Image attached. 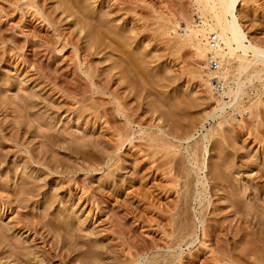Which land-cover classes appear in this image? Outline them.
Segmentation results:
<instances>
[{"label":"rangeland","instance_id":"1","mask_svg":"<svg viewBox=\"0 0 264 264\" xmlns=\"http://www.w3.org/2000/svg\"><path fill=\"white\" fill-rule=\"evenodd\" d=\"M237 7L248 39L264 46V0ZM200 21L193 0H0L2 225L37 215L46 233L61 212L76 215L81 240L102 246V264H264V75L251 83L246 74L239 104L217 111L220 78L184 36L187 23ZM102 28L115 30L124 53L102 47ZM108 76L114 94L102 91ZM47 131L59 144L75 142L78 154L54 160L77 173L31 166L32 154L53 159L44 151ZM22 190L32 199L18 205ZM27 228L18 236L25 246L37 238Z\"/></svg>","mask_w":264,"mask_h":264},{"label":"bare ground","instance_id":"2","mask_svg":"<svg viewBox=\"0 0 264 264\" xmlns=\"http://www.w3.org/2000/svg\"><path fill=\"white\" fill-rule=\"evenodd\" d=\"M241 0H193L194 4L197 6V8L199 9L200 15H201V21L199 23H187V26L185 28V40H187L186 42L192 45V47L194 48V51L196 52V57H200V58H205L209 63L211 62L210 66L211 68H213L212 66V61L216 60L217 65L215 68H213L214 70L212 71V73L209 76H216L219 79L220 85L222 86L221 88V99L216 100L217 97H214L216 102L218 103V107L216 108L217 111L219 112H223L226 111L225 109L228 107L232 108L235 107L236 105L239 104V100H240V96L242 94H245V90H244V82L247 80V82L251 81L252 83V79L254 80V78H261L264 75V46H262V44L260 45V43H254V41L249 40V36H247L248 34H246V32L244 31V29L242 28V24L239 20L240 16H238V2ZM89 11V10H88ZM91 12V11H90ZM240 15V13H239ZM98 19V18H97ZM101 19V18H100ZM97 22V21H96ZM108 19H104L102 18V27L107 26L108 23ZM86 23V22H85ZM115 23V22H114ZM89 24V23H88ZM106 24V25H105ZM83 25V24H82ZM110 25V23H109ZM84 26V25H83ZM100 26V25H99ZM106 28V27H105ZM90 29V28H89ZM99 29V28H98ZM111 29V28H110ZM108 29H101V35H102V47L104 46L105 48L108 47L110 48L112 51L117 52L118 51L120 53H124V51L121 52L120 49V41L117 40L118 38V34L115 33V30L111 31ZM115 29V28H114ZM91 30V29H90ZM88 31V30H87ZM98 31V30H97ZM184 31V30H183ZM100 32V31H99ZM98 32V34L100 35V33ZM124 32V31H123ZM130 33V32H129ZM216 35V41L215 44L213 45L210 41V37L212 34ZM94 34V33H93ZM120 37V36H119ZM128 37V36H127ZM86 38V37H85ZM101 38V37H100ZM127 39V38H126ZM118 41V42H117ZM119 43V44H118ZM131 44V43H130ZM96 46V45H95ZM122 46V45H121ZM103 47V48H104ZM127 50V49H126ZM129 51V50H128ZM128 53V52H127ZM124 55V54H123ZM126 57V55H125ZM129 57V56H128ZM116 60V59H115ZM232 61H236V65L234 67H236L235 69V75L232 77L234 79V84L233 85H229V82L226 81L225 79L228 77V75L230 74L231 70L229 71L228 68V64H233ZM124 63V62H123ZM115 64V63H114ZM119 64V63H118ZM121 64V63H120ZM126 64V62H125ZM131 65V64H130ZM263 65V66H262ZM118 67L120 65H117ZM140 66V65H139ZM259 66H262L263 69L261 70L259 68ZM116 67V66H114ZM133 67V66H132ZM108 68H111L110 66ZM117 68V67H116ZM113 69V68H111ZM118 69V68H117ZM116 69V70H117ZM128 69V68H127ZM132 69V68H131ZM260 69V70H259ZM106 71V70H105ZM113 71V70H112ZM122 71V70H121ZM128 71V70H127ZM142 72V71H141ZM237 72V73H236ZM111 73V72H110ZM139 73V72H138ZM106 74V73H105ZM113 74V73H111ZM110 74V75H111ZM122 74V73H121ZM246 74H249L248 77H246ZM109 75V73H108ZM113 76V75H112ZM112 76H108L106 78H102V91L103 90H108V92L114 94L110 89H109V83L110 81L113 79ZM246 77V80L244 81V78ZM114 77V76H113ZM126 77V76H125ZM230 77V76H229ZM244 77V78H243ZM108 78V79H107ZM210 78V77H209ZM106 79V80H105ZM214 79V78H213ZM218 79L215 80V83L218 84ZM222 79V80H221ZM232 79V80H233ZM243 79V81H242ZM105 80V81H104ZM121 80V79H120ZM202 80V79H201ZM204 80V79H203ZM210 80V79H209ZM260 80V79H259ZM112 82V81H111ZM204 82V81H203ZM205 84H210L209 86H214V83L211 81H206L204 82ZM68 85V84H66ZM77 85V84H76ZM111 86V85H110ZM66 87H71V86H66ZM212 88V87H209ZM215 88V87H214ZM220 88V87H219ZM73 89V88H72ZM212 90V89H211ZM64 94V93H62ZM129 94V93H127ZM212 94V93H211ZM130 95V94H129ZM124 96V97H128ZM74 96V95H73ZM118 96V95H117ZM258 96V95H257ZM5 97V95H4ZM116 98V96H114ZM121 97V96H120ZM123 97V98H124ZM226 97H229V99L231 98L230 101H226ZM3 98V97H2ZM122 98V97H121ZM117 99V98H116ZM127 99V98H126ZM2 101V100H1ZM26 101V100H25ZM105 101V100H104ZM118 101V100H117ZM6 102V100H5ZM122 103V102H121ZM34 104V103H33ZM106 104V103H105ZM125 104V103H124ZM104 105V104H103ZM117 105V104H116ZM25 106V105H24ZM35 106V104H34ZM122 106V105H120ZM250 106V105H249ZM258 106V105H257ZM256 106V107H257ZM119 107V106H118ZM177 107V106H176ZM245 107V106H244ZM111 108V107H110ZM123 108V107H122ZM243 108V107H242ZM124 109V108H123ZM123 109H121V107L116 108V112L121 115L120 113H122V116H124L126 119L129 120L128 115L123 111ZM249 109L251 110V114L253 113L252 111V107H249ZM254 109H255V105H254ZM112 110V109H111ZM109 111V110H108ZM123 111V112H122ZM128 111V110H127ZM216 111V110H215ZM217 111L215 113H217ZM20 112V111H19ZM107 112V110H106ZM112 112V111H109ZM228 112V111H227ZM105 113V112H104ZM213 113V114H215ZM242 113V111L240 112ZM83 115V113H82ZM106 115V114H105ZM130 115V114H129ZM133 115V113H132ZM42 116V115H41ZM112 116V115H111ZM131 116V115H130ZM215 116V115H214ZM43 118V117H42ZM104 118V117H103ZM102 118V119H103ZM108 119V118H106ZM197 121V120H196ZM132 121L130 120V123ZM133 123V122H132ZM179 123V121H178ZM194 123V122H193ZM192 124V123H191ZM47 125V124H46ZM191 126V125H190ZM55 127V126H54ZM178 127V126H177ZM110 128V127H109ZM193 129V128H192ZM51 130V128L49 129ZM162 130V129H161ZM179 131V130H178ZM182 131V130H181ZM44 132V131H43ZM48 132V131H47ZM131 132V131H130ZM169 132V131H168ZM187 132V131H186ZM189 132V131H188ZM187 132V133H188ZM1 133V132H0ZM2 133H4V138H6L8 135H6L5 131H2ZM176 133V132H175ZM181 133V132H180ZM36 134V133H35ZM38 134V133H37ZM41 134V133H40ZM120 134V133H119ZM12 135V134H11ZM42 135V134H41ZM40 135V136H41ZM128 135V134H127ZM179 135V134H177ZM176 135V137H177ZM186 135V134H185ZM14 136V135H13ZM39 136V137H40ZM17 137V136H16ZM38 137V136H37ZM42 137V136H41ZM43 137L46 140L44 145H45V153L46 155H50V157H53V159H49V156H44V158L42 157V154L38 155V154H32L30 151V153L32 154L30 157V164L31 166L35 163L38 164L40 166H46L47 169H49V172H54L56 174H61L62 176H69L71 173L73 172H78V167L77 168H73L75 166L72 167V164L69 163L71 166L68 167H64L61 166L60 164L56 163L57 160H54L55 155H58L57 153H62L64 152L66 155H70L71 153L74 154V152L72 150L73 147L72 145L75 143L73 142L72 145L71 143H62L59 144L58 142L61 143L62 138H60V136L58 137L55 133L54 134H46L43 133ZM125 137V136H124ZM127 137V136H126ZM130 137V136H129ZM166 137V136H165ZM180 137V136H179ZM9 138H12L9 136ZM128 138V137H127ZM153 138V137H152ZM175 138V136H174ZM184 138V137H183ZM189 139V137H186ZM207 138V137H206ZM116 139V138H115ZM121 139V137L119 138ZM118 139V140H119ZM131 139V138H130ZM129 139V141H130ZM168 139V138H167ZM122 140V139H121ZM128 140V139H127ZM126 140V142H127ZM178 140V138H177ZM184 139H182V135H181V139L179 141H182ZM64 141V140H63ZM161 141V140H159ZM163 141V140H162ZM174 141V140H173ZM167 142L166 147H164V145H161L166 148H173L176 147L175 144H173L174 142ZM15 142V141H14ZM124 142V141H123ZM152 142V141H151ZM156 142H158V139L156 140ZM204 143V142H203ZM202 143V144H203ZM2 144L0 145V148L2 149ZM87 144V143H85ZM124 144V143H122ZM158 144V145H160ZM88 145V144H87ZM151 145V144H150ZM154 145V144H153ZM157 145V146H158ZM205 145V144H204ZM86 146V145H84ZM121 146V145H120ZM156 146V145H155ZM197 146V145H196ZM199 146V145H198ZM122 147V146H121ZM160 147V146H159ZM178 147V146H177ZM180 147V146H179ZM203 147V146H202ZM207 147V146H206ZM206 147H204V151H206ZM78 148V147H77ZM83 148V147H82ZM91 148V146H90ZM31 149V148H30ZM29 149V150H30ZM94 149V148H93ZM83 150V149H81ZM161 150V149H160ZM165 150V149H164ZM223 150V149H222ZM2 151V150H1ZM40 151V150H39ZM43 151V150H42ZM80 151V149H79ZM38 152V151H37ZM41 152V151H40ZM88 152V151H87ZM1 153V152H0ZM35 153V152H33ZM77 153V151L75 152ZM79 153V152H78ZM77 153V154H78ZM181 153V152H180ZM55 154V155H54ZM197 154V153H196ZM222 154V153H221ZM43 155L44 152H43ZM191 155V154H190ZM0 162H3L2 159H5L4 154L0 155ZM4 157V158H3ZM29 157V155H28ZM93 158V157H92ZM170 158V157H169ZM27 159V158H26ZM63 159V158H62ZM61 159V160H62ZM168 159V158H167ZM233 159V158H232ZM66 160V159H65ZM92 160V159H91ZM231 160V159H230ZM5 161V160H4ZM169 161V160H168ZM195 161V160H194ZM232 161V160H231ZM61 162V161H60ZM182 163V161H181ZM58 164V165H57ZM66 164V165H69ZM76 164V163H75ZM1 165V164H0ZM61 168H60V166ZM65 165V164H64ZM29 166V164H28ZM34 167V166H33ZM26 168V166H25ZM24 168V169H25ZM30 168V167H29ZM45 168V169H46ZM81 168V167H80ZM83 168V167H82ZM179 169V168H178ZM33 170V168H32ZM81 170V169H80ZM182 170V169H181ZM184 170V169H183ZM17 171V170H16ZM29 171V170H28ZM31 171V170H30ZM35 171V170H34ZM33 171V172H34ZM43 171V170H42ZM46 171V172H48ZM173 171V170H172ZM18 174V171L15 172ZM38 173V172H37ZM43 173V172H42ZM26 174V173H25ZM24 174V175H25ZM34 174H36L34 172ZM46 174V173H45ZM48 174V173H47ZM190 174V173H189ZM9 175V174H8ZM20 175V174H19ZM27 175H29L27 173ZM50 175H53L52 173ZM48 175V176H50ZM31 176V175H30ZM39 176V175H38ZM184 176V175H183ZM19 177V176H18ZM47 177V176H46ZM61 177V176H60ZM30 178V177H29ZM34 178V176H33ZM32 178V181L34 180ZM64 178V177H63ZM72 178V177H71ZM223 178V177H222ZM20 179V177L18 178ZM22 179V178H21ZM31 179V178H30ZM36 179V176H35ZM39 179V178H38ZM43 179V178H41ZM46 179V178H45ZM23 180H26V175L25 177H23ZM47 180V179H46ZM225 180V179H224ZM15 181V180H14ZM31 181V180H30ZM36 181V180H35ZM40 181V179L38 180ZM36 181V182H38ZM42 181V180H41ZM40 181V182H41ZM70 181V180H68ZM72 182V181H71ZM34 184V182H32ZM46 183V182H45ZM44 183V185H45ZM64 183V182H62ZM76 183V181H75ZM82 183V182H81ZM21 184V183H20ZM24 184V183H23ZM27 184V183H26ZM29 184V183H28ZM27 184V185H28ZM36 184V183H35ZM61 184V183H60ZM5 185V184H4ZM30 185V184H29ZM39 185V184H38ZM37 185V186H38ZM42 185V183L40 184ZM40 187L43 188V186ZM47 185V184H46ZM62 185V184H61ZM22 186V185H21ZM80 186V185H79ZM20 187V186H19ZM61 187V186H60ZM84 187V186H83ZM263 187V186H262ZM24 188V187H23ZM30 188V187H28ZM204 188V187H203ZM235 188V187H234ZM19 189V188H18ZM31 189H33V191L31 192L32 196H34L35 194L33 193L34 190H36V188L31 187ZM39 189V188H38ZM9 190H13L9 189ZM236 190L232 188V192ZM257 189L253 190V194L256 195L258 194L257 191H255ZM4 191V190H3ZM23 191V190H22ZM27 190H24V196L28 195L27 197H29L30 192ZM193 191V190H192ZM231 191V190H230ZM15 192V191H14ZM29 192V193H28ZM37 192V191H36ZM40 192V191H39ZM38 192V193H39ZM44 192V191H43ZM238 191L233 192L232 195H236ZM7 193H9L7 191ZM17 193V191L15 192ZM15 193H12L13 195H9L8 197H13ZM37 193V194H38ZM10 194V193H9ZM34 194V195H33ZM16 195V194H15ZM23 195V194H22ZM40 195V193H39ZM6 196V195H5ZM17 196V195H16ZM23 199L20 198L21 200H18L17 197H15L17 199V203L18 205L24 203L27 204V202L32 199L29 197V199L27 197H24ZM31 196V197H32ZM38 196V195H37ZM46 196V195H45ZM58 196V195H57ZM4 197V196H3ZM49 197V196H46ZM45 197V198H46ZM255 198V197H254ZM9 199V198H8ZM12 198H10L11 200ZM51 199V200H50ZM46 198L47 202H51L54 204V202L57 200V197H50ZM14 201V200H13ZM31 201V200H30ZM44 201V200H43ZM60 201V200H59ZM238 200L236 199H232V202L234 205H238ZM188 202V201H187ZM33 203V202H31ZM30 203V204H31ZM14 204V202H13ZM16 204V203H15ZM14 204V205H15ZM38 204V203H37ZM46 204V203H45ZM49 204V203H48ZM17 205V206H18ZM5 206V205H4ZM23 206V205H22ZM46 206V205H44ZM50 208V204L48 205ZM252 206V205H251ZM258 209H259V205ZM257 206L255 207V209L257 208ZM3 207V205H2ZM52 204H51V208H52ZM10 206H7V209H9ZM49 208L47 210V214L49 215L48 211ZM257 209V211H258ZM5 210V209H4ZM62 211V210H61ZM256 211V210H255ZM17 213V212H16ZM15 213V214H16ZM45 213V214H46ZM47 214L45 216H47ZM27 215V214H26ZM44 215V214H43ZM42 215V216H43ZM59 216L56 217V220H52V223L50 224V229L48 231H46V233L42 232L41 229H38V225H41V220H37V218H40V216L38 217L37 215H31L33 220H29V223L27 224H23V225H18V224H12L10 223V225H2V220L0 223V264H55L56 260H58L60 263L59 264H102L103 261L102 260V253L104 251H102V246L98 245L96 243V241L93 239H91L88 235L89 238H87L88 240H81L82 239V235L81 233L76 230V228L74 227L75 225H73V221L75 219V216H73L72 218H68L70 220L65 219L63 216H65V213H60L58 214ZM73 215V214H72ZM30 215L28 217H31ZM37 216V218H36ZM44 216V218H45ZM19 217V214H18ZM27 217V218H28ZM31 218V219H32ZM48 218V217H46ZM50 218V217H49ZM78 218V217H77ZM20 219V218H19ZM29 219V218H28ZM27 219V220H28ZM42 219V218H40ZM73 220V221H72ZM20 221V220H19ZM44 222V221H42ZM50 222V221H49ZM43 224V223H42ZM42 226V225H41ZM28 227V228H27ZM24 228H27L26 230H24V232H29V230L33 231L34 235H37L36 239H33L31 242H27L28 245L25 246V244L23 245L24 239L23 241L21 240V236H23L21 234L22 230ZM74 228V229H73ZM180 228V227H179ZM79 229V228H78ZM44 230V227H43ZM42 232V233H40ZM78 232V233H77ZM21 234V235H19ZM20 236V237H18ZM86 235H84L85 237ZM55 237V238H54ZM26 238V237H25ZM54 238V239H53ZM27 239L29 240V238L27 237ZM38 240L41 241L43 246H38ZM26 243V244H27ZM48 247V248H47ZM129 253H131L129 251ZM130 255V254H129ZM125 256V255H124ZM175 256V255H174ZM135 263V262H134ZM105 264V263H104Z\"/></svg>","mask_w":264,"mask_h":264},{"label":"built area","instance_id":"3","mask_svg":"<svg viewBox=\"0 0 264 264\" xmlns=\"http://www.w3.org/2000/svg\"><path fill=\"white\" fill-rule=\"evenodd\" d=\"M210 41H211V43H212L213 45L215 44V41H216V35H215L214 33L211 35V37H210ZM216 65H217L216 60H213V61H212V66H213V68H215Z\"/></svg>","mask_w":264,"mask_h":264}]
</instances>
